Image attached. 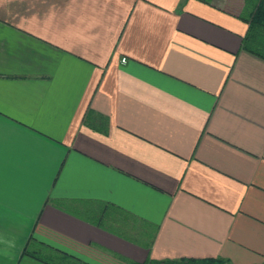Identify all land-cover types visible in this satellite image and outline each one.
I'll return each instance as SVG.
<instances>
[{
    "label": "crops",
    "instance_id": "obj_1",
    "mask_svg": "<svg viewBox=\"0 0 264 264\" xmlns=\"http://www.w3.org/2000/svg\"><path fill=\"white\" fill-rule=\"evenodd\" d=\"M247 16L244 0H0V264H46L28 242L76 264H264Z\"/></svg>",
    "mask_w": 264,
    "mask_h": 264
},
{
    "label": "trees",
    "instance_id": "obj_2",
    "mask_svg": "<svg viewBox=\"0 0 264 264\" xmlns=\"http://www.w3.org/2000/svg\"><path fill=\"white\" fill-rule=\"evenodd\" d=\"M245 10L247 11L248 32L241 42V48L252 55L264 59V0H244ZM92 114L91 111L87 112ZM87 115V119H88ZM32 239H30L31 241ZM44 252H47V248ZM49 251V250H48ZM24 255L42 261L46 264L49 262V257L44 255L43 251L37 250L32 243L24 248ZM56 259L60 260V264H74L72 258L68 259L60 254L56 255ZM59 264V263H58ZM76 264V263H75ZM84 264V263H82ZM146 264V263H145ZM147 264H214L211 260H182V261H165V262H147Z\"/></svg>",
    "mask_w": 264,
    "mask_h": 264
},
{
    "label": "rangeland",
    "instance_id": "obj_3",
    "mask_svg": "<svg viewBox=\"0 0 264 264\" xmlns=\"http://www.w3.org/2000/svg\"><path fill=\"white\" fill-rule=\"evenodd\" d=\"M46 249H43L42 251H43V253H45L44 255H47V257H49L50 259H49V262L51 263V264H60L61 263V261L60 260H58V259H56L55 257H56V255H54V253L52 252V251H48L47 250V252H44Z\"/></svg>",
    "mask_w": 264,
    "mask_h": 264
},
{
    "label": "built area",
    "instance_id": "obj_4",
    "mask_svg": "<svg viewBox=\"0 0 264 264\" xmlns=\"http://www.w3.org/2000/svg\"><path fill=\"white\" fill-rule=\"evenodd\" d=\"M123 61V60H122Z\"/></svg>",
    "mask_w": 264,
    "mask_h": 264
}]
</instances>
